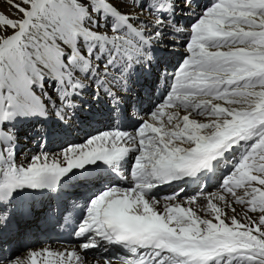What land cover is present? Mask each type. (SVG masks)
Listing matches in <instances>:
<instances>
[{
    "label": "snow or ice",
    "instance_id": "6c2138e0",
    "mask_svg": "<svg viewBox=\"0 0 264 264\" xmlns=\"http://www.w3.org/2000/svg\"><path fill=\"white\" fill-rule=\"evenodd\" d=\"M12 6L15 18L0 13V161L6 165H0V264H176L165 255L168 251L187 252V264H264V91L254 93L246 109L227 113L236 118L234 136L245 142L232 165L235 171L221 181L236 185L227 188L234 199L223 211L222 232L205 221L199 234L193 233L196 250L188 251L183 242L189 215L178 208L166 209L167 217L156 210L142 214L128 197L118 198L115 188L88 201L74 233L83 241L77 247L31 250L23 258L5 247L31 220V207L18 199L20 192L54 191L73 169L119 161L128 151L118 146L124 141H136L133 151L141 160V173L159 166L163 172L194 175L203 167L212 158L204 146L217 137L206 132L208 123L193 121L184 127L190 115L176 122L187 109L181 92L189 87L203 90L226 65L242 64L243 53L223 48L249 38L245 52L256 44L250 74L264 87V0H18ZM161 80L166 94L151 111H143L140 92L151 94ZM88 87L93 99L107 98L110 115L117 120L112 127L82 143L67 144L54 155H34L26 165L11 162L18 119L46 121L54 114L66 123L79 107L74 97ZM174 100L181 102L180 108ZM125 115L142 122L124 128ZM177 140L179 146H174ZM185 141L192 147L185 148ZM237 204L244 208L239 214ZM112 245L125 255L109 256Z\"/></svg>",
    "mask_w": 264,
    "mask_h": 264
},
{
    "label": "bare ground",
    "instance_id": "6f19581e",
    "mask_svg": "<svg viewBox=\"0 0 264 264\" xmlns=\"http://www.w3.org/2000/svg\"><path fill=\"white\" fill-rule=\"evenodd\" d=\"M10 1L11 0H0V10L2 9L5 12L9 11V17L15 18L18 13ZM204 2L210 4L213 0H204ZM242 26L246 27V25L243 24ZM250 42L251 38H249V42L244 44H225L223 48L225 52H233L235 49L237 50L235 53L236 55L243 53L242 59L244 62L239 65H227L228 67H226L225 71L218 75H212V77L216 79H212L208 87H203V89L205 88L207 92L200 94V88H198L199 92L196 95L185 89L181 92L182 97L184 96L187 101L189 100L188 108L179 115L182 119L177 116L176 122H184L187 116L190 115L193 117L194 114L199 116L202 113L204 114V118L203 120L201 119V121H198L210 124L211 127L206 129V132L217 137L215 141L206 143L204 146L206 150L212 153V158L207 161L205 166H209L207 174L213 176L214 179L217 177L219 172L224 170L223 168H220L219 158H222L223 163L227 166L232 163L231 158L233 157H229V147H234L232 150L237 148V152L234 157L236 159L240 147L242 148L245 146L244 141L239 140V137L234 136L233 129L231 127L236 118L229 116L227 113L232 110L246 109L248 107V103L253 99V94L264 91V87L259 85L257 82L259 77L250 74L252 69L249 68V65L255 63V56L252 55V53L256 50V44H252L251 49L245 52V49H249ZM215 50L216 49L213 51ZM260 68L264 71V66H260ZM229 79H231V83L228 82ZM214 84L215 87L218 85L221 89H218V87L215 92L212 93L210 92V87ZM145 93L146 92L141 91L140 95L144 96ZM93 96V89L88 87L83 90L82 96L74 97V99H79V107L66 123L59 120L56 121L54 118H48L46 121H42L39 118L31 120L18 119L13 125L16 128V147L11 162L17 166H23L30 162L32 156L39 155L40 151L48 152L54 155L58 153L61 148L66 147L67 144H79L77 143L78 141L76 138L67 137V135L71 136L70 131H73L74 135L80 133V136L78 137L80 140H87L91 135L112 127L117 120L115 117L110 115L111 105L108 103L107 98L100 97L99 99H93ZM144 102L149 105L147 100L144 99ZM81 104L84 105V109L82 108L83 110L81 109ZM221 109H224V111H220ZM169 112L170 114H173L175 110L169 109ZM50 116L55 117L54 114H50ZM144 118H148L147 115ZM193 121L187 120L184 127L192 124ZM60 123L61 125H59ZM32 124H35L34 127L31 126ZM38 125L41 127H38ZM122 125L123 124H121V126ZM37 127L39 130L41 129L42 133L40 135L38 131H35ZM177 130L183 131V128ZM193 134L195 135V132ZM27 138H31L32 141L26 143ZM237 141L239 144L242 143L240 147L234 146ZM134 143H136V141L130 140L124 141L118 145L119 147H125L128 149L127 154L124 156L127 159V163L125 167L121 163V160L116 161V164L119 163L120 167H123L124 172L136 173V176L141 177V181L139 182L140 184L134 185L130 183L131 187L129 189H127V187L124 188V185L128 184V182L121 179L115 181L116 174H111V179L107 186L103 187V190L105 191L113 188L117 189L120 193V197L118 198L128 197L130 201L134 202L135 211L145 215H149L153 210H156L160 211L167 217L168 212L166 209L170 208H178L180 213L189 215L190 222H188V231L183 234V242L189 246L188 251L196 250L197 246L194 243L195 237L193 236V233L199 234L198 230L199 228L205 226V221L208 222L210 229L216 230L217 233L222 232L223 229L219 226L220 224H223V211L227 206V202L234 199L231 193L227 191V188L235 189L236 185L232 183H229L227 186H224L221 183L218 185L214 182V180H212L210 181L207 189H196V191L188 197L186 196L189 193L181 197L173 196L169 194L168 191H163L161 190V187L158 186L156 188V186L158 183L178 179L175 177L177 171L163 172L159 166H156L155 170H153V167H146L144 172L141 173L140 158L136 157L134 160H128V158L136 153L133 151ZM179 143V140H177L176 145L174 146H179ZM38 145L39 149L36 148ZM217 145L219 146L217 147ZM183 146L185 148L192 147L191 141H185ZM61 163H63V160H61ZM116 164L114 163L113 170L117 171L118 166ZM0 165L6 166L2 161H0ZM230 168H232V166L229 167V171ZM75 170L77 169H73L72 171ZM226 173V170L222 171L217 179L222 181V178H219L222 175H224L222 176L224 178L225 176L228 177L232 175V173ZM147 189H152V194H146ZM163 194L164 198H161ZM221 197H224V200H222ZM53 198L54 191L49 190L33 191L26 188L19 193L18 199L26 206L31 207V220L27 225H24L19 232L8 238V243L5 247H10L11 252L23 258L26 253L31 250L39 251L43 248H49L52 250H70L83 242L75 241L76 239L72 237V234L69 239H60L54 227L59 222H55L53 226L48 225L47 207L50 205ZM234 207H236L238 214L244 210V208H242L239 204L234 205ZM37 216L39 217V220L38 222H35V218ZM214 216L217 218L216 221L213 219ZM230 217L231 214H229L228 218L230 219ZM197 221H200V223L197 224ZM75 224L77 228L78 223ZM224 228L231 231L229 225L227 224H224ZM224 235L227 236L228 233H224ZM177 239H180V237H177ZM170 242V240L165 241V243ZM226 242L227 241H221L220 243L223 244ZM109 247L110 249L107 254L109 256H113L114 259L116 256L123 257L125 255V252L121 247L117 245ZM94 251L95 250H91L86 254L89 260L92 259ZM165 255L174 257L176 264H187V252L175 255L173 252L168 251L165 252ZM117 264H119V262H117ZM166 264H172V262L166 261ZM209 264H216V262L213 260L210 261Z\"/></svg>",
    "mask_w": 264,
    "mask_h": 264
},
{
    "label": "rangeland",
    "instance_id": "374dc122",
    "mask_svg": "<svg viewBox=\"0 0 264 264\" xmlns=\"http://www.w3.org/2000/svg\"><path fill=\"white\" fill-rule=\"evenodd\" d=\"M15 2H18V0H11L10 1V3L13 5V3H15ZM214 2H215V0H214ZM0 13H3V14H5V15H10V12L9 11H3L2 9L0 10ZM4 19V17H2V16H0V20H3ZM225 67H228L227 65L225 66ZM215 80L216 78H211V80ZM217 84V83H216ZM241 96H242V94H241ZM226 103V102H225ZM82 106H81V109L83 108L84 109V105L83 104H81ZM82 109V110H83ZM172 113V112H171ZM174 113V112H173ZM201 116V117H200ZM203 116V117H202ZM49 118L50 119H52V118H54L56 121H58L57 119H56V117H51L50 115H49ZM179 118L180 119H182L180 116H179ZM192 119V121L194 120V121H198V120H200L201 121V119L203 120V118H204V114H200L199 116H197L196 114H194L193 115V117H191ZM198 118V119H197ZM182 121H180V122H178V123H181ZM153 123H154V121H153ZM34 125L35 124H32L31 126H33L34 127ZM59 125H61V123L59 124ZM39 127H41V126H39ZM55 127V126H54ZM48 128V127H47ZM53 129V128H52ZM35 131H38L39 132V135L42 133L41 132V129L39 130V128L37 127L36 128V130ZM70 134H71V136H69V135H67V137H73V138H76L77 139V143H82L83 141H85V140H80V138H78L79 136H80V133L79 134H75L74 135V133H73V131H70ZM26 143H29V142H31L32 140H31V138H27L26 139ZM241 144L242 143H240L239 144V147L241 146ZM244 147V146H243ZM242 147V148H243ZM37 149H39V145L36 147ZM234 148V147H233ZM232 148V149H233ZM241 147H240V150H238V156H236V159L234 158L235 157V154H236V150H237V148H235L234 150H231V151H229L230 152V155H229V157H233L232 158V160H231V165H225L224 163H223V159L222 158H219L220 159V161H219V165H220V168H223L224 170H222V171H227V173L226 174H230V173H232L233 171H235L233 168H230V171H229V167L230 166H232L233 164H235L236 162H237V160L240 158V156H241V149H242ZM47 151V150H46ZM39 153H42L41 151L39 152ZM136 157H139V155L137 154V153H134L130 158H128V160L129 159H135ZM235 159V160H234ZM233 170V171H232ZM221 171V172H222ZM221 172H219V174L221 173ZM219 174L217 175V177L214 179V182L216 183V184H220L221 183V181H219L217 178H218V176H219ZM222 176H224V175H222ZM219 177L220 179L222 178V180L224 179V177ZM226 177V176H225ZM158 186H156V188H157ZM224 189V188H223ZM196 191V189H191V191L189 192V194L186 196V197H188L189 195H191V194H193L194 192ZM150 197H153V196H150Z\"/></svg>",
    "mask_w": 264,
    "mask_h": 264
}]
</instances>
